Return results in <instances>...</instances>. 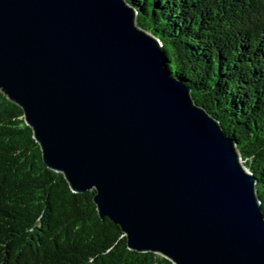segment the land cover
Returning <instances> with one entry per match:
<instances>
[{
    "label": "water",
    "instance_id": "obj_1",
    "mask_svg": "<svg viewBox=\"0 0 264 264\" xmlns=\"http://www.w3.org/2000/svg\"><path fill=\"white\" fill-rule=\"evenodd\" d=\"M126 0H0V91L130 250L264 264L257 179Z\"/></svg>",
    "mask_w": 264,
    "mask_h": 264
},
{
    "label": "trees",
    "instance_id": "obj_2",
    "mask_svg": "<svg viewBox=\"0 0 264 264\" xmlns=\"http://www.w3.org/2000/svg\"><path fill=\"white\" fill-rule=\"evenodd\" d=\"M126 1L171 75L236 141L264 215V0ZM94 195L48 168L23 110L0 91V264H174L130 250Z\"/></svg>",
    "mask_w": 264,
    "mask_h": 264
}]
</instances>
